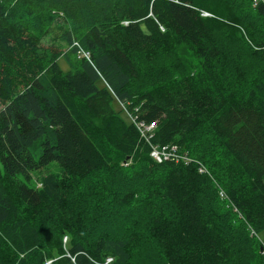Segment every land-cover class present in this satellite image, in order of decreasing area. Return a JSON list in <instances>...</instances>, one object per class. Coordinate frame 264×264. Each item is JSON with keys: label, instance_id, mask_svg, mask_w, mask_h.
Instances as JSON below:
<instances>
[{"label": "trees", "instance_id": "trees-1", "mask_svg": "<svg viewBox=\"0 0 264 264\" xmlns=\"http://www.w3.org/2000/svg\"><path fill=\"white\" fill-rule=\"evenodd\" d=\"M9 1L0 0V264H264V65L258 77L242 70L248 51L264 60V0H106L79 34L68 9L82 0H42L67 18L62 55L42 39L51 22L22 37ZM221 28L234 48L212 43L208 32ZM188 41L196 62L138 85L143 60ZM151 122L148 138L138 123Z\"/></svg>", "mask_w": 264, "mask_h": 264}, {"label": "rangeland", "instance_id": "rangeland-1", "mask_svg": "<svg viewBox=\"0 0 264 264\" xmlns=\"http://www.w3.org/2000/svg\"><path fill=\"white\" fill-rule=\"evenodd\" d=\"M42 0H10L8 3V11L11 13V20L13 23H15L18 27L21 29V33L27 37V31L34 30L36 32L42 31L46 28V23L51 22L52 29L49 31H46L44 33L42 39H45L47 42H49V45L54 46V48H58L60 54L66 53L69 49L67 42H65L63 39H61L60 35L61 33L67 29V18H65V13L60 7L58 10H53V15H48L49 9L40 5ZM106 0H99L98 2H93V0H82L83 6L80 4H75L73 7H70L68 9V16L72 20V24L70 25V30L76 33H82L85 29V26L89 23H94L98 16L94 14L96 11H100L101 9L105 10L108 9V5L105 4ZM87 3V4H86ZM101 6L100 7H98ZM43 9V15L41 17V21L38 22L36 19L33 20V17H37L40 13V11ZM90 10V11H89ZM227 19L230 23L234 24L236 15L233 13L230 17L228 16ZM23 27V29H22ZM226 32L224 29L214 30L213 32H208V36L211 37L212 43L218 45L220 48L227 50L226 47L234 48V45L230 39H228L225 36ZM263 33H260L262 36ZM45 36V37H44ZM16 39V38H15ZM51 43V44H50ZM162 49V48H161ZM238 52H240L241 58L244 56V49L240 48L237 49ZM154 57H152L150 60H143L142 66L145 70V74L143 75V78L141 82L138 83L142 84L146 82L147 80L153 81L151 76H155L157 80L162 82L163 80H169L172 78H176L175 75L179 74L185 65L186 62H196L194 55L191 51V44L190 42H184L179 43V45L175 46L171 51L168 52H160L155 58V60H152ZM246 64L244 60V65L242 67L243 73L251 77H258L261 75V72L259 73V70L264 65V60H258L257 57H254V54L250 53L248 51V54L246 55ZM63 60V59H62ZM61 60V64L64 68H67V65L64 61ZM2 103L0 101V109L2 108ZM115 107L121 111L122 116L127 119V112L125 111V107L122 103L115 101ZM129 119H132V117H128ZM138 126L141 127V124L138 123ZM48 169V167H45L44 170ZM36 171L34 173L35 177L40 176L43 174V171ZM39 178V177H37ZM98 181H101V179H109V177L106 176V173H103L96 178ZM93 186V180L92 179H86V184L84 188L82 189L83 192L86 193L87 189H90V187ZM89 203H84V207L82 215L83 217L88 220L89 214L91 212L90 207V199H88ZM95 206V204H94ZM216 211V210H215ZM88 212V213H85ZM217 212V211H216ZM61 228V225H58ZM236 230H231L232 235L234 236L237 232L241 235L240 239H246L245 231L242 228H239V226L233 224ZM248 231L250 232L251 236H256V234L253 233L250 226H248ZM50 235H53L52 226L49 227V229L46 231ZM264 239V236H262ZM65 242L68 240L67 237H65ZM252 242V241H251ZM244 243V242H243ZM52 249L57 254L58 252V244L56 242L52 243ZM133 261L131 260L129 264H141L139 261H141L143 264H148L143 258H136ZM235 260L238 264H245V257L244 256H236ZM159 264V263H158Z\"/></svg>", "mask_w": 264, "mask_h": 264}, {"label": "built area", "instance_id": "built-area-1", "mask_svg": "<svg viewBox=\"0 0 264 264\" xmlns=\"http://www.w3.org/2000/svg\"><path fill=\"white\" fill-rule=\"evenodd\" d=\"M156 126L157 125L155 124V122H151L147 126L146 125H144V126L141 125L140 128H142L143 131H144V133L148 134V138H150L151 137V134H152V131H153L154 128H156ZM154 154L156 155V158H158L159 160H162V158H164V156L162 154H164L166 157L169 156V155H166V154H169V153L164 152V151L163 152L162 151H157V150L154 152ZM201 168H203V167H201ZM201 171H204V168Z\"/></svg>", "mask_w": 264, "mask_h": 264}, {"label": "clouds", "instance_id": "clouds-1", "mask_svg": "<svg viewBox=\"0 0 264 264\" xmlns=\"http://www.w3.org/2000/svg\"><path fill=\"white\" fill-rule=\"evenodd\" d=\"M202 14L205 15V16H211L212 14L207 12V11H202Z\"/></svg>", "mask_w": 264, "mask_h": 264}, {"label": "bare ground", "instance_id": "bare-ground-1", "mask_svg": "<svg viewBox=\"0 0 264 264\" xmlns=\"http://www.w3.org/2000/svg\"><path fill=\"white\" fill-rule=\"evenodd\" d=\"M76 43H77V42H76ZM86 53H87V52H86ZM86 55H87V54H86ZM86 55H85V56H86ZM180 153H181V152H180ZM178 154H179V153H178ZM182 154H183V153H182ZM187 155H188V154H187ZM207 155H208V154H207ZM175 157H176V156H175ZM180 158H181V157H180ZM206 160H207V159H206ZM188 161H189V160H188ZM205 171H206V170H205ZM205 171H204V172H205ZM263 249H264V248H263Z\"/></svg>", "mask_w": 264, "mask_h": 264}, {"label": "water", "instance_id": "water-1", "mask_svg": "<svg viewBox=\"0 0 264 264\" xmlns=\"http://www.w3.org/2000/svg\"><path fill=\"white\" fill-rule=\"evenodd\" d=\"M263 248L261 247V250H262Z\"/></svg>", "mask_w": 264, "mask_h": 264}]
</instances>
